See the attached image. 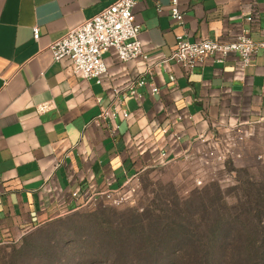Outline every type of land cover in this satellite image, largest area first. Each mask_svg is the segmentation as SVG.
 <instances>
[{
    "label": "crops",
    "instance_id": "0c3cea01",
    "mask_svg": "<svg viewBox=\"0 0 264 264\" xmlns=\"http://www.w3.org/2000/svg\"><path fill=\"white\" fill-rule=\"evenodd\" d=\"M114 1L0 0V246L75 210L74 192L115 190L182 163L219 169L202 162L199 137L264 124L263 56L247 68L232 55L223 66L208 60L191 72L163 63L179 35L226 42L247 29L264 41V0H190L181 5L183 26L171 19L169 0H162L161 12L154 0H138L134 13L147 61L121 62L110 49L101 84L75 75L68 58L55 62L51 45ZM149 68L159 93L145 86L142 100L119 103L113 90ZM44 103L52 108L40 113ZM114 105L115 119L99 118Z\"/></svg>",
    "mask_w": 264,
    "mask_h": 264
},
{
    "label": "rangeland",
    "instance_id": "374dc122",
    "mask_svg": "<svg viewBox=\"0 0 264 264\" xmlns=\"http://www.w3.org/2000/svg\"><path fill=\"white\" fill-rule=\"evenodd\" d=\"M243 130L247 137L241 158L215 170L182 163L146 173L136 182L138 188L129 202L118 207L90 205L61 216L34 231L31 245L23 238L0 246V264H200L182 255L194 248L220 254L213 264H240L234 253L247 254L261 248L257 243L259 226L238 215L239 207L247 206L243 184L264 180V124ZM199 179L202 186L197 185ZM215 188L220 189L222 197ZM218 220L233 222L230 228L235 232L228 244L223 245V238L213 241L210 237ZM134 223L138 229L147 227L149 235L161 236V242L148 244L146 239L126 234L128 239H123L121 250L103 235L110 234L112 227ZM188 231L193 234L189 241H177L179 232L184 235ZM112 247H116L115 252L110 251ZM116 251L123 253L116 256ZM150 252L162 256L155 261ZM121 257L123 260L118 261ZM242 264L255 262L246 259Z\"/></svg>",
    "mask_w": 264,
    "mask_h": 264
},
{
    "label": "built area",
    "instance_id": "2783aa9c",
    "mask_svg": "<svg viewBox=\"0 0 264 264\" xmlns=\"http://www.w3.org/2000/svg\"><path fill=\"white\" fill-rule=\"evenodd\" d=\"M188 1L190 0H169L170 17L180 26L185 24L186 16L181 5ZM137 3L138 0H115L112 5L92 19L71 29L51 45L54 61L60 62L68 58L72 62L75 75L83 79H96L100 84L102 77L108 73L104 56L110 49L116 51L121 62L139 59L147 61L149 57L140 41L141 26L136 22L134 13ZM154 3L157 11L161 12L163 9L162 0H154ZM247 20L252 21L253 19L248 16ZM34 39L36 41L40 39L39 27L34 28ZM232 55H237L242 62V67L247 68L256 57H264V41H254L247 29H244L234 40L226 42L218 40L190 42L183 35H179L176 38L175 49L163 63L173 62L185 71L191 72L197 66L204 65L208 60H212L217 66H223ZM152 75L153 70L149 68L139 80L128 84L125 89L121 91L114 89L116 100L121 104L127 97L142 100L143 95L140 88L145 86H150L153 94L159 93V88L153 83H149L148 77L153 79ZM171 79L175 80L174 77ZM51 108L50 103H44L38 106V111L45 113ZM123 114L125 118L129 117V113L126 111ZM117 115L118 108L114 105L102 109L99 118L113 120ZM246 137L241 125L229 126L224 132H220L210 139L200 136L198 140L205 148L201 157L202 162L208 166H224L230 160L241 158ZM138 180H129L115 190L106 189L89 195L74 192L72 197L77 206L71 212L97 204L121 206L133 198L138 188L136 183ZM197 185L202 186L203 181L197 180Z\"/></svg>",
    "mask_w": 264,
    "mask_h": 264
},
{
    "label": "trees",
    "instance_id": "16d2710c",
    "mask_svg": "<svg viewBox=\"0 0 264 264\" xmlns=\"http://www.w3.org/2000/svg\"><path fill=\"white\" fill-rule=\"evenodd\" d=\"M244 186V188H242ZM243 186L241 187L243 189V194H244V198H246L247 200V206L245 207H239L240 209V217L244 216L245 219H249V220H253L254 222H256L257 226H259L260 231L258 233V241L257 243H259L261 245V248H259L257 251H248L247 254L245 253H241L240 251L238 253H234L233 255L236 257V261L239 262L240 264H242V262H244L246 259L251 261V262H255V264H264V180H262L261 183L256 184V183H252L250 181H247L246 183L243 184ZM217 189V194L221 195L222 197V193L220 191V189ZM70 213H67L64 216L69 215ZM61 218V217H60ZM223 220V219H222ZM219 221L216 224V228L215 231H211V239H213V241H218L219 238H223V245L224 244H228L229 241L231 240V234H232V229L230 228V225L233 223H223V221ZM236 221V220H235ZM137 223H134L132 225H129L127 227L124 228H128L125 233L123 234L122 230L124 229L123 227L121 228V226H117V227H112V229H110V234L109 233H103V235L107 238H109L112 242H113V246H118L119 248L122 246L123 244V239L126 240L128 239L126 237L127 235H132L133 237H137L141 240L146 239L148 244H153V243H157V242H161V236L159 235H149L150 232H148V230H146L147 227H141L138 229L139 225H136ZM189 224V223H187ZM225 224H227L225 226ZM136 225V226H135ZM191 225V223L189 224ZM179 226V225H178ZM162 228H164V224L161 225ZM36 231V230H35ZM235 232V231H234ZM233 232V233H234ZM33 233V232H32ZM31 233V234H32ZM26 236L25 240L27 241V244H30V235ZM210 235V234H209ZM178 239L180 238V240L177 241H189L190 238H192L193 234L188 231L187 234L182 235V233H178L177 235ZM189 238V239H187ZM172 238H170V242H172ZM175 241V240H174ZM173 241V242H174ZM28 245V247H30ZM116 247H112V249L110 251L115 252ZM120 250V251H121ZM118 252L116 251L115 255H122L123 252ZM220 253V252H219ZM189 257V258H195V262L200 263V264H213L216 262V254L218 253H213L210 252L209 250H196L194 248V250H192L191 252H186V253H182V255H184ZM220 254H218L219 256ZM223 255H226L225 252ZM150 256L151 257H155V261L159 259V256H162V254L157 253V252H150ZM227 256V255H226ZM225 256V258H226ZM123 260V257H121V259H119L118 261ZM117 263V261H116Z\"/></svg>",
    "mask_w": 264,
    "mask_h": 264
}]
</instances>
